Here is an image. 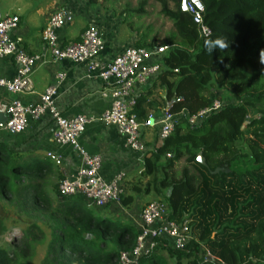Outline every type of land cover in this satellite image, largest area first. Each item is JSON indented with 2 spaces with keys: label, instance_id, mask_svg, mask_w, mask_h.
I'll return each instance as SVG.
<instances>
[{
  "label": "trees",
  "instance_id": "trees-1",
  "mask_svg": "<svg viewBox=\"0 0 264 264\" xmlns=\"http://www.w3.org/2000/svg\"><path fill=\"white\" fill-rule=\"evenodd\" d=\"M155 1L179 41L162 44L166 51L161 72L136 98L133 110L139 122L156 106L171 114L183 110L195 114L218 98L213 95L214 85L230 99L218 98L223 106L194 126L181 117L165 141L160 144L156 138L153 151L142 159L139 180L126 186L122 207L131 208L134 194L147 196L152 191L163 199L170 221H188L193 238L181 251L169 248L165 240H155L141 260L161 264L157 255L161 250L175 264H218L217 260L264 264L260 263L264 258V0H201L206 33L180 12V0ZM146 4L147 0L139 4L138 13ZM207 42H219L212 54ZM156 44L145 37L135 46L153 49ZM151 91L155 94L149 102ZM172 99L167 109L166 102ZM199 154L205 165L197 161ZM42 159L10 149L0 139V199L14 198L23 207L41 209L48 223L50 241L41 264H116L119 252L134 246L133 227L111 221L104 212L97 220L75 206L78 197L73 205L62 202L58 184L48 190L51 170L40 165ZM181 160L183 168L175 171ZM142 177L152 180L144 188ZM4 230L0 221V235ZM17 242L12 250H0V264H29L33 246L24 235ZM203 251L209 257L204 258Z\"/></svg>",
  "mask_w": 264,
  "mask_h": 264
},
{
  "label": "built area",
  "instance_id": "built-area-1",
  "mask_svg": "<svg viewBox=\"0 0 264 264\" xmlns=\"http://www.w3.org/2000/svg\"><path fill=\"white\" fill-rule=\"evenodd\" d=\"M179 10L191 17L193 24L206 33L203 26L204 6L201 0H180ZM67 10L59 8L46 21L41 40L46 52L31 54L24 48L23 39L16 33L19 18L4 14L0 9V58L9 57L17 66L14 79L8 80L0 74V92L9 95H21L32 91V76L35 70L45 64H57L67 60L86 66V78L106 85L101 91L102 99L108 102L106 109L99 115L98 121L105 127L115 129L122 139L124 148L140 156H146L148 147L144 142L142 129H156L157 142L162 143L174 131L181 117L190 125L204 120L210 113L217 112L223 103L212 100L210 106L195 114L185 110L171 114L163 111L160 119L149 118L139 122L134 112L136 89L154 80L161 72V57L166 47L153 49L138 48L130 45L111 60H102L104 50L102 35L95 27H88L74 43L62 44L58 32L69 19ZM49 55V59H47ZM63 73L55 76L56 84L48 87L37 103L24 105L18 99L10 101L5 112L7 120L0 128V137H15L22 134L30 120L48 116L52 123L51 140L58 147L69 148L76 156L78 167L73 174L65 175L59 182L60 199L78 197L98 209L120 204L126 194L125 173H115L105 179L102 175V158L90 155L80 145L79 138L93 119L85 115L66 117L56 107L59 84ZM46 161L59 165L53 153H47ZM166 205L150 202L140 211V230L134 237V246L130 251L119 254L116 264H138L154 247L155 240H165L172 250L181 251L193 240L187 222L176 223L167 217ZM218 264H225L217 260ZM264 263V258L260 261Z\"/></svg>",
  "mask_w": 264,
  "mask_h": 264
},
{
  "label": "crops",
  "instance_id": "crops-1",
  "mask_svg": "<svg viewBox=\"0 0 264 264\" xmlns=\"http://www.w3.org/2000/svg\"><path fill=\"white\" fill-rule=\"evenodd\" d=\"M38 1L35 0L34 4H29L26 0H2L3 10L1 11L4 14L15 15L19 18L20 22L16 33L23 39L26 51L31 54L46 52L41 40V31L48 18L59 8L67 10L70 15L68 21L58 32V39L64 45L78 42L84 30L93 26L100 32L104 41V50L101 58L109 61L123 49L130 45H135L139 41L137 36L133 38V31L130 33L121 31L120 24L112 16V13L100 7L102 2L98 5H91L88 1L87 3L83 1L84 7L89 11V13H86V23L78 33L72 34L66 27L70 25L75 15H77L79 10L77 3H81L82 0ZM36 2L38 4H35ZM47 59H49V55H47ZM16 72L17 66L11 58H0V74L4 78L8 80L14 79ZM57 73H63L64 79L59 84L56 107L66 117L85 115L93 119L85 128L84 133L79 138V142L90 155L101 156L102 175L104 178L109 179L115 173L123 172L126 175L127 187L139 180L140 176L135 177L136 174H134L133 170L139 168V161H141L142 167V159L145 156L142 157L126 150L122 139L117 135L115 129L105 127L98 121L99 115L106 109L108 104L101 97V91L106 89V85L95 80H88L86 78L85 65H78L63 60L57 64H45L38 67L32 76V91L16 96L0 92V108L5 107L6 104L14 99H18L24 105L37 103L45 90L56 84L55 76ZM136 92L137 97L143 95L145 86L136 89ZM154 94L155 91H151V94L147 97L150 99L149 102L153 101ZM161 96L163 97L164 94ZM163 111L164 109L158 106L155 109H149L143 121L149 118L158 120L162 117ZM51 130V121L48 116H43L38 120H30L22 134L15 137L1 136L0 139L10 149L22 154L34 153L44 158L47 153H53L60 162L59 165L55 166L58 167L57 170H59L58 172L63 179L65 175L75 172L78 162L75 154L69 148L58 147L52 142ZM156 134L157 130L155 128L146 131L145 143L148 147L146 157L154 149ZM141 171L142 168L138 171L139 175ZM119 207H121V204H113L110 206L109 212L117 211ZM129 215L133 216V225L140 230V210H137L135 214ZM108 216L113 219L111 215ZM113 221H123V219L120 218ZM159 257L162 258L161 255Z\"/></svg>",
  "mask_w": 264,
  "mask_h": 264
},
{
  "label": "rangeland",
  "instance_id": "rangeland-1",
  "mask_svg": "<svg viewBox=\"0 0 264 264\" xmlns=\"http://www.w3.org/2000/svg\"><path fill=\"white\" fill-rule=\"evenodd\" d=\"M29 4H34L35 0H26ZM37 1V0H36ZM83 1L87 3V0H82L81 3H77L79 6V10L77 15H75L74 20L68 25L66 28L68 31H70L72 34L78 33V31L85 25L86 23V13H89V11L84 7ZM143 0H98L96 2V5H98L100 2H102L101 8L110 11L112 13V16L119 22V27L121 28V31L130 33L133 31V38L134 36L138 37V42L142 41L145 42V37L148 38V42H153L154 40L157 41L156 46L162 47V44L170 39H172V44H178V39L176 37V31H174L172 24L160 16V6L155 0H147L146 8H144L142 13H138V10L140 9L139 4ZM40 2V0L38 1ZM36 2L35 4H38ZM172 7V4H170ZM0 9L3 10V4L2 0H0ZM140 12V10H139ZM135 46V45H133ZM140 48V47H138ZM213 95L214 97L221 98V100L227 102L229 101V96L226 91H224L220 86H213ZM146 131L144 128L142 129V135L144 137V142L146 140L145 134ZM14 150V149H13ZM16 151V150H15ZM20 153V152H19ZM22 154V153H21ZM163 163H165V160H163ZM40 165L45 166V169L51 170L50 175L47 182L48 190L49 187H52L54 185H59V182L62 180V176L58 172V167L55 166L54 163L50 162L49 160L46 161V159H42L40 162ZM184 161L181 160L177 164L174 165L175 171H180L181 168H183ZM141 161H139V168L133 170L134 174H136L135 177L140 176L138 174V171L141 169ZM192 172V171H191ZM151 178H145L142 177L141 187L144 188L145 184L147 182H151ZM129 187V186H128ZM126 194L128 193V190H126ZM163 194H166V191H162ZM0 199V221L4 225V231L0 235V250H9L13 249L14 246L16 247L17 239L23 235L26 239L29 240V243L33 246V253L31 256L27 257V262L29 264H41L43 259L46 257V247L48 242L50 241L49 236V229L47 226V221L44 213L41 209H31L30 207H23L22 201L15 200L14 198H6ZM135 201L131 206V209H125L124 207H119L118 210L114 212L110 211V206L107 207L108 209H98L94 206L90 205L88 202L79 199L78 205H75L81 209H84L86 211H89L92 213L93 216L97 220H101L102 215L100 213L104 212L105 214L111 215L113 217L110 218V216H106L108 219L112 220H118L123 219L126 223L131 225L132 228V234L134 236L138 233L139 229H137L133 225V216L129 214H135L137 210H142V208L150 203V202H159L164 203L163 199L161 197H158L154 194V192L151 191V193L147 196L145 194H134ZM56 200V199H55ZM64 203H70L73 205V201L71 199H60ZM138 202V206H137ZM70 205V206H71ZM137 207V209H136ZM136 209V210H135ZM134 210V211H133ZM129 212V213H125ZM136 211V212H135ZM126 219V220H125ZM188 221H180L178 223H183ZM43 233V236H41L38 233ZM135 241V240H134ZM132 249V248H131ZM120 251L127 252L130 251ZM17 251V250H16ZM160 252V253H159ZM157 253L158 257L159 255L162 256V258H158L161 261V264H175L174 258H171L165 251H159ZM204 252V258L209 257V254L207 251ZM118 254V255H119ZM185 261H183V264ZM138 264H145L143 260L138 261ZM149 264V263H147ZM154 264V263H153Z\"/></svg>",
  "mask_w": 264,
  "mask_h": 264
},
{
  "label": "water",
  "instance_id": "water-1",
  "mask_svg": "<svg viewBox=\"0 0 264 264\" xmlns=\"http://www.w3.org/2000/svg\"><path fill=\"white\" fill-rule=\"evenodd\" d=\"M163 99L166 100V95L163 96ZM174 103V99L170 100L169 102H166V107L167 109ZM7 106V104L5 105V107ZM5 107L0 108V128L4 125V123L7 120V114L5 112ZM197 161L202 164L205 165V160L204 158L199 154L197 156Z\"/></svg>",
  "mask_w": 264,
  "mask_h": 264
},
{
  "label": "clouds",
  "instance_id": "clouds-1",
  "mask_svg": "<svg viewBox=\"0 0 264 264\" xmlns=\"http://www.w3.org/2000/svg\"><path fill=\"white\" fill-rule=\"evenodd\" d=\"M219 42H207L206 49L209 54H212Z\"/></svg>",
  "mask_w": 264,
  "mask_h": 264
}]
</instances>
